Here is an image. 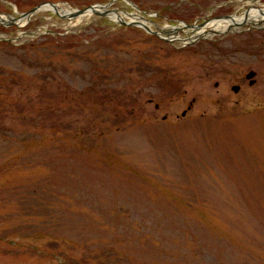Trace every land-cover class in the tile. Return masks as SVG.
<instances>
[{"label":"rangeland","instance_id":"rangeland-1","mask_svg":"<svg viewBox=\"0 0 264 264\" xmlns=\"http://www.w3.org/2000/svg\"><path fill=\"white\" fill-rule=\"evenodd\" d=\"M251 1L0 0V14L113 2L170 30L264 7ZM61 15L0 25V264H264V25L183 46Z\"/></svg>","mask_w":264,"mask_h":264},{"label":"water","instance_id":"water-1","mask_svg":"<svg viewBox=\"0 0 264 264\" xmlns=\"http://www.w3.org/2000/svg\"><path fill=\"white\" fill-rule=\"evenodd\" d=\"M128 2V1H127ZM113 2L109 3V4H93L90 5L86 8L83 9H79V10H74L73 12H68L66 10H64L60 4L58 3H42L38 6L33 7L32 9H30L27 12H23L19 14V17H14V16H6V18L0 14V25H4V24H16V25H20V23L22 21H24V19L26 20H30L32 16H34L36 13H40V12H44V11H52L54 13L60 14L63 12V14L67 15V16H81L84 14H88V12L99 15V16H104L109 18L110 20L114 21L115 23L119 24V25H124V26H133V27H140L144 30H146L147 32L154 34L156 36L162 37L161 33H165V34H169L170 32H167L163 29L157 28V30H153L146 22H144L143 20L139 21V20H125L122 16H120L117 12V10L115 9H110L111 5ZM128 4H130L134 9L139 10V8L133 4L132 2H128ZM126 16H130L131 13H125ZM248 14V11H246V15ZM63 15V16H65ZM62 16V15H61ZM143 17V16H142ZM141 17V19H143ZM227 18H231V16H227ZM149 21L152 22V20L149 19ZM207 23V22H206ZM206 23H201L199 25H193V26H189V25H185L186 28L191 29V30H197L200 29L202 27H205ZM229 30L232 29V26H230V28H228ZM184 31L185 29L183 28H178V26L173 27V31L178 33L180 31ZM201 38H203V36H198L197 40H200ZM165 39V38H163ZM0 40H6V41H11V40H7L4 37H0ZM195 40H192V43H194ZM256 75V73L254 71H251L249 74H247L246 78L250 80V84L253 85L255 83V80L252 79L254 76ZM234 92H238L240 90V86H234L233 87ZM186 112L183 113V115H185Z\"/></svg>","mask_w":264,"mask_h":264},{"label":"bare ground","instance_id":"bare-ground-1","mask_svg":"<svg viewBox=\"0 0 264 264\" xmlns=\"http://www.w3.org/2000/svg\"><path fill=\"white\" fill-rule=\"evenodd\" d=\"M88 14H90V12H88ZM84 16L85 15H83L82 17ZM4 17L6 18V16ZM131 19L135 21L136 19H138V17L132 15ZM246 24H251L256 27L264 25V8L253 7L249 10L247 15H235L233 16V18L210 21L208 25L198 29V32L194 35V38L207 35L208 33L226 31L228 28H230L231 25H236L237 29H239L241 26ZM178 28L185 29L186 26L185 24H180L178 25ZM207 28H210L211 31H206Z\"/></svg>","mask_w":264,"mask_h":264},{"label":"flooded vegetation","instance_id":"flooded-vegetation-1","mask_svg":"<svg viewBox=\"0 0 264 264\" xmlns=\"http://www.w3.org/2000/svg\"><path fill=\"white\" fill-rule=\"evenodd\" d=\"M250 7H251V6H250ZM250 7H248V9H249ZM245 10H247V8H246ZM221 16H226V15H218V16H215V17L218 18V17H221ZM215 17H214V16H211V17H209V18H207V19H205V20H211V19H214ZM205 20H204V21H205Z\"/></svg>","mask_w":264,"mask_h":264},{"label":"trees","instance_id":"trees-1","mask_svg":"<svg viewBox=\"0 0 264 264\" xmlns=\"http://www.w3.org/2000/svg\"><path fill=\"white\" fill-rule=\"evenodd\" d=\"M122 28H124V27H122ZM167 85V84H166ZM168 86H169V84H168ZM171 87V86H170ZM174 89H176V90H178L179 89V86H177V87H175ZM173 90V89H172ZM169 91H171L170 89H169Z\"/></svg>","mask_w":264,"mask_h":264}]
</instances>
